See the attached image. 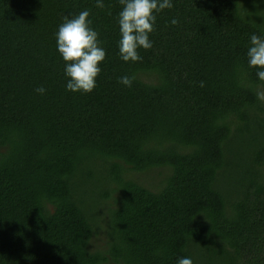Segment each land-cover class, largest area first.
<instances>
[{
    "label": "trees",
    "instance_id": "trees-1",
    "mask_svg": "<svg viewBox=\"0 0 264 264\" xmlns=\"http://www.w3.org/2000/svg\"><path fill=\"white\" fill-rule=\"evenodd\" d=\"M171 2L132 63L119 0H0V264H264V0ZM84 10L89 94L56 43Z\"/></svg>",
    "mask_w": 264,
    "mask_h": 264
},
{
    "label": "clouds",
    "instance_id": "clouds-1",
    "mask_svg": "<svg viewBox=\"0 0 264 264\" xmlns=\"http://www.w3.org/2000/svg\"><path fill=\"white\" fill-rule=\"evenodd\" d=\"M119 3L122 6L118 15L119 55L124 62L136 63L142 59L139 49L149 50L153 46L149 35L154 31L155 13L171 9L173 4L171 0H119ZM96 7L104 8L103 0H96ZM89 15L84 10L74 17H65L56 34L57 50L66 65V89L72 93L89 94L95 89L101 72L99 65L106 57L98 33L90 26ZM177 23L172 20L173 25ZM247 56L249 67L256 69L259 80L264 81V38L251 35ZM134 79V76H123L120 83L130 88ZM36 91L43 94L45 89L40 87ZM257 98L264 101V92H258ZM178 264H193V261L182 258Z\"/></svg>",
    "mask_w": 264,
    "mask_h": 264
}]
</instances>
